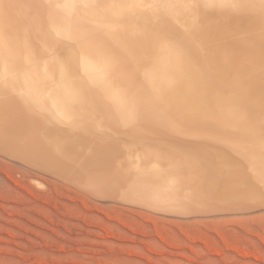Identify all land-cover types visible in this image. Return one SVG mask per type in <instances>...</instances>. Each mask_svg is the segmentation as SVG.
<instances>
[{"label":"bare ground","instance_id":"1","mask_svg":"<svg viewBox=\"0 0 264 264\" xmlns=\"http://www.w3.org/2000/svg\"><path fill=\"white\" fill-rule=\"evenodd\" d=\"M26 1L28 11L18 9L27 25L0 10V153L104 200L178 216L236 212L264 199V0H239L245 18L232 4L220 20L231 26L211 23L208 0H180L183 9L169 0L176 6L153 12L190 15L178 17L189 25L136 28L74 25L57 17L64 0ZM33 58L41 64L29 73H10ZM150 108L187 110L184 133L153 125ZM194 115L236 139L184 136Z\"/></svg>","mask_w":264,"mask_h":264},{"label":"rangeland","instance_id":"2","mask_svg":"<svg viewBox=\"0 0 264 264\" xmlns=\"http://www.w3.org/2000/svg\"><path fill=\"white\" fill-rule=\"evenodd\" d=\"M64 1L65 5L54 6L63 12L57 17L79 21L73 23L79 26L136 28L189 25L184 24V18L189 19L190 15L174 16L153 12L161 10L160 7L162 10L175 7V3L169 0H160L159 5L155 0ZM211 1L208 0L209 4L204 1L203 3L206 4L208 17H212L210 18L212 24L219 21V26L235 25L223 22L225 16L228 17V13L233 11L234 5L238 6L240 13L237 17L251 16L248 13L249 8L244 3L240 4L239 0V3L236 0V2L226 0L227 3L219 0L217 1L219 5L216 0L213 4ZM22 2L24 0H0V10L11 12L1 16L8 18L16 16L20 25H27L28 22L25 20L27 13L22 15L23 11L18 8L20 6L29 9L31 6H25L26 4ZM181 2L178 4L183 9L186 3ZM210 3L212 7L218 5L219 10L210 9ZM224 3L230 4L229 10L225 8ZM188 9L194 8L189 6ZM170 17H179L184 23L180 24L179 18L177 22L175 21L178 24L164 22L166 26L159 21ZM135 19H139L140 22ZM49 58L51 55L45 56L44 60ZM41 60L33 58L26 63H19L20 66L13 68L10 73L18 74L21 71L29 73L33 65L41 64L39 63ZM86 77L88 76L84 77L85 80L88 79ZM150 109L149 116L152 119L149 121L154 122L155 126L157 122L158 125L161 124V128L166 129L164 131L158 125L157 128L168 135L178 136L184 133L183 128L186 127L181 125L179 118L181 114L187 113V110L183 112L181 109L174 110L173 114L171 113L173 110ZM188 111L195 112L193 108H188ZM157 112L160 118L155 116L157 119H153ZM194 116L190 117L197 121V125L190 128L197 129L198 132L192 129L184 136L208 134L227 141L236 139L235 136H228L233 130L230 132L229 128L221 127L223 132L219 127L213 126L210 120ZM112 142L109 141L107 144L111 147L119 145ZM94 143L96 146L103 144L99 139ZM125 154L127 157L129 153ZM126 157L124 160L129 159L128 162H132L131 158ZM50 174L0 153V264H264V199L253 203L256 207L251 203L252 208L236 212L218 211L219 213L202 215L191 213L190 216H178L147 209L136 203L130 204L125 200L123 203L121 199L115 200L112 197H105L107 199L104 200V197L81 189L75 181L67 177L62 179L60 175L57 177Z\"/></svg>","mask_w":264,"mask_h":264}]
</instances>
